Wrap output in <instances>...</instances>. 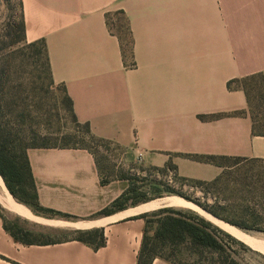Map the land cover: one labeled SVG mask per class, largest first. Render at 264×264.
Segmentation results:
<instances>
[{
	"label": "crops",
	"instance_id": "0c3cea01",
	"mask_svg": "<svg viewBox=\"0 0 264 264\" xmlns=\"http://www.w3.org/2000/svg\"><path fill=\"white\" fill-rule=\"evenodd\" d=\"M21 2L27 40L45 41L53 79L95 136L142 155L145 165L172 162L194 180L212 181L223 167L193 156L264 159L242 82L264 78V0ZM28 155L41 205L76 219L37 216L61 227H102L107 242L97 249L74 238L23 244L0 218V264L138 263L145 220L120 216L129 208L97 216L121 192L103 185L89 149L30 148ZM97 220L106 223L75 226ZM152 264L171 263L157 257Z\"/></svg>",
	"mask_w": 264,
	"mask_h": 264
},
{
	"label": "rangeland",
	"instance_id": "374dc122",
	"mask_svg": "<svg viewBox=\"0 0 264 264\" xmlns=\"http://www.w3.org/2000/svg\"><path fill=\"white\" fill-rule=\"evenodd\" d=\"M21 14V0H0V42L11 43L16 40ZM119 18L125 49L131 51L132 40L127 23L122 15ZM42 50L41 44H13L1 56L4 60L0 62V130L12 129L13 138L27 137L32 146L88 147L96 157L101 182L105 180L103 185L113 183L116 193L121 192L119 196L130 188L137 190V198H148L150 201L171 195L182 197V194L191 200L182 198L205 212L207 211L199 204L212 205L217 200L223 202L241 197L240 190L243 185L236 183L243 181L246 175L250 181L264 184V161L239 162L236 158L220 159V162L232 168L228 169L230 173L226 181L213 185L179 176L171 165H145L142 155L129 154L107 139L90 138L86 134L85 124L75 121L64 86L52 80ZM243 83L250 91V111L256 116L258 123L263 124L264 99L260 81L247 79ZM132 201L131 198L126 202L129 204L128 208L135 207L131 205ZM0 205L3 207V217L0 218L6 220L10 226L29 231L31 234L28 238L33 241H61L78 236L77 229L39 223L6 209L1 202ZM192 209L204 216L201 211ZM155 228L156 225L151 224L148 234L152 238V246L157 247L158 252L161 245L154 240ZM248 234L264 239L263 233ZM253 249L255 252L242 253L243 260L247 264H264V252Z\"/></svg>",
	"mask_w": 264,
	"mask_h": 264
},
{
	"label": "trees",
	"instance_id": "16d2710c",
	"mask_svg": "<svg viewBox=\"0 0 264 264\" xmlns=\"http://www.w3.org/2000/svg\"><path fill=\"white\" fill-rule=\"evenodd\" d=\"M13 44H21L25 46L41 44L43 46L42 53L48 62L50 75L55 82L51 72L46 43L44 40L33 42L27 40L23 12L21 14V20L19 21V32L16 35V40H12L11 43L5 41L0 42V62L4 60V58L1 57L4 51L8 46ZM247 79H259L262 89V98L264 99V78L261 75H255ZM231 85L232 82H229V87H232ZM243 86L249 97V113L253 120V134L264 135V123H258L256 116L250 111L252 108L250 91L244 83ZM66 95L71 104L75 121L80 122L75 114L72 99L68 96L67 92ZM241 113L242 112H236V114ZM217 116L218 115H203L202 118L209 119ZM84 124L86 126V134L90 138L106 140L95 136L89 123ZM30 148L49 147L32 146L29 143V140H27V137L13 138V132L10 128L6 129V131L0 130V175L3 177L9 191L18 202L27 205L36 215L48 218L73 219L74 217L70 214L45 208L41 205L28 155ZM60 148H87L90 150L88 147H73L67 145L61 146ZM193 157L197 160L215 163L223 167L222 173L214 180L197 181L219 185L228 179L227 177L230 173L228 169H231L232 167L226 166L219 160L231 157L205 155ZM236 159L239 160V162L250 160L264 161V159H248L240 157H237ZM167 165H171L177 170V167L172 162ZM246 176L247 177L242 179L243 181L236 183L238 185H243V188L240 190L242 194L241 197L234 200L226 199L223 202L217 200L212 205H199L208 213L247 233L257 232L264 234V184L262 185L260 182L259 184L252 182L249 180L248 175ZM104 181L105 180H103L102 183H104ZM136 191L135 188L127 189L112 203L110 207L101 210L98 213V216L110 215L127 209L129 204L126 202L131 198L133 199L131 203L132 206H137L143 202L150 201L148 198H137ZM132 194H134V196H131ZM249 194L251 196L248 197ZM180 195L187 200H191L185 195ZM2 211L3 207L0 205L1 218L3 217L1 214ZM134 218H143L146 221L143 242L137 264H152L153 260L157 257L163 258L171 264H247L243 260L242 253L255 252L253 247L246 242L221 228L192 208L178 209L177 207L166 206L136 215ZM151 224L156 225L153 236L154 240L161 245V250L158 252L156 250L157 247L152 246V238L148 234V227ZM4 227L15 240L23 244L56 242L33 241L28 238V235L31 234L29 231H25L19 227L10 226L6 220L4 221ZM76 233L78 236L74 239L90 244L96 249L104 246L107 242L105 229L102 227L77 229Z\"/></svg>",
	"mask_w": 264,
	"mask_h": 264
},
{
	"label": "bare ground",
	"instance_id": "6f19581e",
	"mask_svg": "<svg viewBox=\"0 0 264 264\" xmlns=\"http://www.w3.org/2000/svg\"><path fill=\"white\" fill-rule=\"evenodd\" d=\"M0 202L7 209H9L13 212H16V213H18V214H20L26 218L34 220L36 222L47 224V225H57V224L59 225V224H61V222H56V221L44 219V218H41V217L33 214L24 204L18 202L13 197L11 192L9 191V189L6 186V183H5V181L1 175H0ZM163 205L171 206V207L185 206V207L195 208V209L201 211L205 217H207L209 220H211L212 222H214L218 226L222 227L223 229L230 232L231 234H233L237 238L246 242L251 247L264 252V239L257 238L255 236L250 235L247 232L237 228L236 226H233V225L228 224L222 220H219V219L215 218L214 216H212L211 214H209L208 212L201 210L199 207L192 204L191 202L185 200L184 198H182L180 196H176V195L158 198V199H155L152 201L142 203L138 206L131 207L128 210L124 211L120 216H130V215H134V214H140V213H144V212L153 211L155 209L160 208ZM114 218H117V217L114 216ZM119 218H121V217H119ZM102 220H100V221L97 220L95 222H89V223H78L75 226L85 228V227H91L94 225H101L105 222Z\"/></svg>",
	"mask_w": 264,
	"mask_h": 264
},
{
	"label": "water",
	"instance_id": "95a60500",
	"mask_svg": "<svg viewBox=\"0 0 264 264\" xmlns=\"http://www.w3.org/2000/svg\"><path fill=\"white\" fill-rule=\"evenodd\" d=\"M162 207H166V205H163V206H161L160 208H162ZM210 214V213H209ZM212 215V214H211ZM212 216H214V215H212ZM215 217V216H214ZM215 218H217V217H215ZM217 219H219V218H217ZM219 220H221V219H219ZM211 221V220H210ZM229 224V223H228ZM234 226V225H233ZM222 228V227H221Z\"/></svg>",
	"mask_w": 264,
	"mask_h": 264
}]
</instances>
